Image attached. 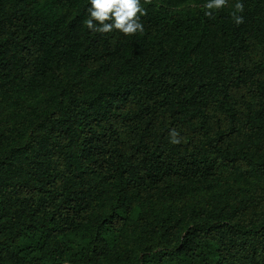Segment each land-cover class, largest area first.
I'll list each match as a JSON object with an SVG mask.
<instances>
[{
	"label": "trees",
	"instance_id": "16d2710c",
	"mask_svg": "<svg viewBox=\"0 0 264 264\" xmlns=\"http://www.w3.org/2000/svg\"><path fill=\"white\" fill-rule=\"evenodd\" d=\"M205 2L0 0V264H264V0Z\"/></svg>",
	"mask_w": 264,
	"mask_h": 264
},
{
	"label": "clouds",
	"instance_id": "9594fccd",
	"mask_svg": "<svg viewBox=\"0 0 264 264\" xmlns=\"http://www.w3.org/2000/svg\"><path fill=\"white\" fill-rule=\"evenodd\" d=\"M225 3L226 0H206L204 15L211 17L213 14L211 10H218ZM233 8L231 15L235 23H242L243 17L237 14L244 10L242 0H235ZM87 13L84 23L94 32L106 33L115 29L130 35L144 30L140 17L146 14V9L142 6L141 0H88ZM169 135L171 143L180 142L179 134L174 129Z\"/></svg>",
	"mask_w": 264,
	"mask_h": 264
}]
</instances>
